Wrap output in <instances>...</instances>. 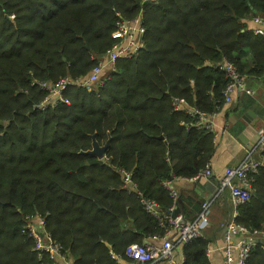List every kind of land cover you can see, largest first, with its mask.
<instances>
[{
    "label": "trees",
    "instance_id": "obj_1",
    "mask_svg": "<svg viewBox=\"0 0 264 264\" xmlns=\"http://www.w3.org/2000/svg\"><path fill=\"white\" fill-rule=\"evenodd\" d=\"M140 14L139 57L119 61L100 87L70 88L68 103L35 109L47 95L41 83L87 75L117 40L120 17ZM254 16L264 17V0H0V264H54L40 261L22 232L35 213L75 264H118L110 252L125 257L129 245L162 235L121 171L166 213L173 201L163 183L206 168L214 137L188 129L172 102L221 111L224 61L264 80V37L248 27ZM93 137L100 146L111 139L101 159L81 153ZM238 212V223L264 229V167ZM214 242L206 234L184 246V264H211ZM247 264H264V251Z\"/></svg>",
    "mask_w": 264,
    "mask_h": 264
},
{
    "label": "built area",
    "instance_id": "obj_2",
    "mask_svg": "<svg viewBox=\"0 0 264 264\" xmlns=\"http://www.w3.org/2000/svg\"><path fill=\"white\" fill-rule=\"evenodd\" d=\"M252 21L259 26L253 29L254 33L264 37V17L254 16ZM145 35L146 26L142 14L133 18L120 17L114 31L117 40L107 54L96 59V64L85 76L65 77L56 83H41L40 86L42 90L47 91V95L35 106V109L44 111L68 103L66 91L72 87L92 90L95 87L102 86L105 71L114 72L119 61L139 57L145 47ZM221 69L228 78V84L224 90V105L230 106L234 102V98L241 94H253L252 90L247 87L245 78L232 63L224 61ZM172 106L174 111L184 112L190 118L187 125L188 129L203 130L212 135L215 141V118L219 110L213 113L205 112L196 107H190L181 98H175ZM257 148L261 159L249 158L237 167L226 168L220 179L218 192L214 197L203 202L201 211L191 221L176 213L179 207L180 194L174 186V181L178 178L163 183L173 201L168 211L163 213L156 201L148 199L138 189V185L132 180V174L121 171L125 185L140 196L143 208L148 214L158 219L164 232L160 236L146 239L142 244L129 245L126 248L125 257L110 252L112 257L118 264H178V250H182L184 246L193 243L197 239L205 238L204 228L208 225L212 204L225 191H228L233 214L230 219L222 224L223 243L219 250L223 253L224 264H247L256 248L259 247L264 251V229H249L238 223L236 218L239 215L238 209L251 200L254 176L264 167V125L258 131ZM201 176L207 178L212 176L210 166L206 167ZM47 226V219L43 214L35 213L25 217L22 232L33 240V251L38 259L42 261L49 258L54 264H75V260L69 253L64 251L63 245L54 239ZM212 252L213 250L209 247L206 252L207 256H211ZM184 262L185 257L182 255V264Z\"/></svg>",
    "mask_w": 264,
    "mask_h": 264
},
{
    "label": "crops",
    "instance_id": "obj_3",
    "mask_svg": "<svg viewBox=\"0 0 264 264\" xmlns=\"http://www.w3.org/2000/svg\"><path fill=\"white\" fill-rule=\"evenodd\" d=\"M248 27L254 29L259 26L250 18ZM107 74L110 73L105 71L104 80ZM244 78L253 94L244 93L236 96L234 102L230 106L225 105L215 118V151L207 164L211 168L212 176L209 178L201 176L205 168L195 178L178 177L174 181V186L180 194V207L177 212L187 220H194L199 213L198 204L209 200L218 192L220 179L226 168L237 167L249 158L261 159L257 152V141L258 131L264 125V80ZM248 111L253 115L246 118ZM216 200L214 201L216 205L211 207V216L204 228V235L215 236V242L210 244L213 250L209 258L210 263L224 264L223 253L219 250L223 243L222 224L230 219L233 207L229 194L223 193L221 199ZM182 250H178V264H182Z\"/></svg>",
    "mask_w": 264,
    "mask_h": 264
},
{
    "label": "water",
    "instance_id": "obj_4",
    "mask_svg": "<svg viewBox=\"0 0 264 264\" xmlns=\"http://www.w3.org/2000/svg\"><path fill=\"white\" fill-rule=\"evenodd\" d=\"M254 13H256V11H254ZM89 49V47H87ZM253 115V113L251 111H248L246 113V118L251 117ZM161 140L164 139L163 136L159 137ZM110 141L111 139L108 140V142L104 145V146H100L95 138L93 137V143H92V149L88 150V151H82V154H86V155H93V156H97L98 158H103L106 151L108 150L109 146H110Z\"/></svg>",
    "mask_w": 264,
    "mask_h": 264
},
{
    "label": "rangeland",
    "instance_id": "obj_5",
    "mask_svg": "<svg viewBox=\"0 0 264 264\" xmlns=\"http://www.w3.org/2000/svg\"><path fill=\"white\" fill-rule=\"evenodd\" d=\"M109 73V72H108ZM107 76H108V74H107ZM107 76H106V78H107Z\"/></svg>",
    "mask_w": 264,
    "mask_h": 264
},
{
    "label": "bare ground",
    "instance_id": "obj_6",
    "mask_svg": "<svg viewBox=\"0 0 264 264\" xmlns=\"http://www.w3.org/2000/svg\"><path fill=\"white\" fill-rule=\"evenodd\" d=\"M72 88H74V87H72Z\"/></svg>",
    "mask_w": 264,
    "mask_h": 264
}]
</instances>
